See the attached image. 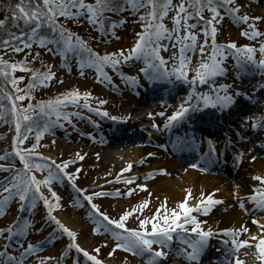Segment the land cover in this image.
Here are the masks:
<instances>
[{"label": "snow or ice", "instance_id": "1", "mask_svg": "<svg viewBox=\"0 0 264 264\" xmlns=\"http://www.w3.org/2000/svg\"><path fill=\"white\" fill-rule=\"evenodd\" d=\"M0 7L4 8V15L0 18V47L19 53L24 49H31L34 44H38L41 48H47L49 45H54V51L65 56L68 52L79 51L81 55L88 53L87 59H81L80 68L85 67L95 68L99 76L110 81V77L104 71L105 66L116 68L121 62H128L133 58L140 59L143 57L146 69H141L151 80H159L164 77L175 76L177 80H183L191 85V91L184 101L180 103L177 110L167 115L165 128L173 127L177 122L184 120L189 112H195L201 107H211L220 111L229 109L235 102V97L242 94L239 91L230 90L231 86L227 84H216L215 77L223 75L225 69L221 66L222 59L225 57L226 49H234V59L236 67L247 70L253 67L264 72V42L260 43L257 57V48L249 45L237 47L234 42L227 45H218L216 43V33L218 31L215 26L223 19V15L230 16L234 22L247 24L249 20H260V17H250L247 14H239L240 6L236 4V0H178L174 4L173 0H0ZM191 9V10H190ZM143 10V11H141ZM223 10V13L221 12ZM129 12L131 15L138 17L142 24L143 30L137 33V40L133 47L127 53L120 50L115 53L100 54L94 52L80 36L72 33L65 27L61 18L64 20L78 21L80 18L86 19L89 23L99 27L103 33L105 31V22L110 18L105 16V13L120 14ZM174 14L171 17L173 27L169 29L163 20L168 16L169 12ZM207 11L211 15L205 18L204 12ZM190 20L197 21L189 23ZM202 22V23H201ZM115 27V23H112ZM199 28L205 37L198 44V36L193 29ZM251 31H243L241 34L249 39H256L262 34L256 29L255 24H248ZM15 29V30H14ZM183 30V34L182 33ZM211 36L209 41L208 37ZM174 40L173 47L178 50L174 52L170 59L174 62L171 70L167 68V61L160 55L161 49L167 50V47L161 43L162 40ZM210 46L211 51L208 53L206 61L199 63L195 69L194 75L188 77L189 59L185 53L191 49L195 51L197 48L203 57L206 48ZM220 57V59H218ZM178 61V65H176ZM27 61L21 63H9L0 57V77L4 78L0 82V93L2 99L9 102L8 106L0 103V120L10 113L15 121L16 144L13 145L11 153H5L0 156V160L8 161V167L0 165V170L9 172L10 175L0 181V214H3L4 205L10 200L18 198L21 203L19 210H24L23 202H31L34 208L37 199L42 200L46 209L48 220L56 225V227L66 234L71 243L68 249H75L76 252L82 253L91 264H103V261L92 255L88 250L81 247L77 242V233L70 227L64 224L56 215L54 210L60 208L59 203H51L49 197L45 195L42 188H47L51 196L55 200L60 198L52 191L51 184L53 181H62L64 178L72 184V187L90 204L97 225L95 231L99 232L103 229L105 233L111 235L116 241L115 248L122 249L125 252H130L134 256L144 258V264H164L169 257L170 252L175 247L174 256H182L188 264H198L203 252L207 248L210 238L215 234L211 227L205 229L202 227V222L194 212H202L207 215L213 206L221 204L222 201L214 198V193L207 195L201 193V199L197 205L189 206L187 201L192 198L191 192H186L185 199L179 202L176 207L168 209L166 201L161 203L156 211L151 216L137 215L147 205V201L137 205L131 210L124 211L118 219L109 217L105 212L101 211L99 206L93 203V197L110 196L112 193L93 192L91 195L85 193V190L79 189L75 184L76 176L65 172L69 163H75V160L57 163L50 157L43 156L42 153L36 151L39 147L41 136L48 131L52 123H57L62 117L65 120L69 119L67 114L62 116L60 111L62 106H65L66 101H71L77 104L82 98L84 107L90 111H96L97 114L109 117L108 112H101L99 109H92L88 100L91 93H81L78 90L67 92L63 98H57L47 102H39L35 106L29 103L27 106L18 104L17 102L31 100V91L38 86L45 85L46 81H50L54 77V73L45 66L46 70L41 72L39 69L28 68ZM17 69L20 71L31 72L29 83L25 89L17 86L19 80L23 77L12 76L11 73ZM123 77V73H121ZM132 83H136L135 77H129ZM197 82L200 85H213L211 94L199 93L196 91ZM5 84H11L13 91H5ZM264 89V85H261ZM22 93V94H21ZM100 104L106 103L104 100L99 101ZM44 116L55 114L57 121L46 124L42 129L36 131L35 140L31 148H20L18 145L24 143L28 139L26 133L33 132V115L35 110ZM151 115V114H150ZM160 116H165L164 112L159 113ZM112 120H117L116 116L109 117ZM29 122L25 125L22 133V123ZM245 126H250L257 131H264V120L245 121ZM159 130L157 125H153ZM195 143V138L188 141H180L179 144L191 145ZM176 145V146H179ZM264 146V145H262ZM209 153L215 152V147L211 140L208 141ZM83 159V156H79ZM149 155H152L151 153ZM18 157L22 163V169H17L11 165L10 157ZM34 157H38L45 163L36 162ZM240 156L238 154L237 159ZM255 159V157H253ZM50 161V162H48ZM131 164L128 169H131ZM196 167V165H193ZM79 171V170H77ZM124 171V170H122ZM36 173H46L43 178H38ZM150 175V174H149ZM148 178V177H146ZM134 177L123 181L126 184L134 182ZM260 185L264 186V175H256L253 177ZM139 188H146V185H138ZM131 189L127 193L117 191L116 196L130 195ZM6 194V195H4ZM247 199L251 202L253 208L251 211H259L264 213V187L254 189ZM239 207L244 211H250L245 207V202L238 198ZM201 205L203 207H201ZM90 215H92L90 213ZM132 217L136 221V227H128L127 221ZM253 223L258 221L253 220ZM261 229H264V224H259ZM31 228V222L27 219L14 221L8 226L7 232L0 229V264H26L28 256L33 255L36 251V246L28 244L26 247L21 245L22 251L18 250V254L14 255L10 251L14 240L24 236ZM248 229L241 226L239 229H223L225 235L232 237L233 248L228 251V255H234L235 249L242 245H248V241H238L236 237L240 232H247ZM189 234H194L190 236ZM253 241L258 240L254 245L257 252L256 259L260 264H264V233L259 237L252 236ZM225 244L228 241H224ZM99 252V248L93 250ZM111 255V253H110ZM51 258H43L39 264H45V261ZM59 264V261H57ZM74 264H80L78 259L74 260ZM223 264H229L224 261ZM235 264H242L236 260Z\"/></svg>", "mask_w": 264, "mask_h": 264}, {"label": "rangeland", "instance_id": "2", "mask_svg": "<svg viewBox=\"0 0 264 264\" xmlns=\"http://www.w3.org/2000/svg\"><path fill=\"white\" fill-rule=\"evenodd\" d=\"M264 1V0H263ZM87 2H92V0H87ZM258 0H245L243 2L244 11L250 12L255 17H260L261 19L259 21L261 25L264 24V5H259ZM174 4L178 3V0H174ZM174 13L171 12L170 17L168 18L167 27L171 29L173 27L171 17ZM127 18V24L124 25L123 29L120 33H118L115 36H111L109 40L103 41V44L101 49L107 50L109 48H113L114 52H119L120 50H124L125 53L133 47V43L135 40V28L138 24V17L135 15H131L129 12L126 14ZM83 19V22L86 25L92 26L91 23H89L86 19ZM239 25V24H238ZM218 29L216 33L217 40L224 43H230V42H237V43H243L244 40L247 42L249 38L245 37L241 33L243 31H248V28H239V26H235L232 24L231 21L228 20V18L223 15V19L215 25ZM93 27V26H92ZM264 28V27H263ZM262 28V29H263ZM94 29V28H92ZM192 31L196 32L199 41L202 42L204 40L203 33L200 31V29L196 28ZM183 34V30L182 33ZM209 41L211 40L210 37H208ZM247 39V40H246ZM264 41L259 40L256 42V48L259 47L260 43ZM175 43L174 40H163V45L167 47V50H164L163 56L170 59L172 54L174 52H177V48L173 47V44ZM210 47V46H209ZM209 47L206 48L205 54L202 57L199 49L197 48L193 54L190 56H187L189 59V66L194 67V70L198 67L199 63L204 62L208 58L209 53ZM138 64H141V61L133 58L132 60L125 63L124 70L130 73L137 72ZM193 70V71H194ZM69 75H65V84L63 85L64 92L67 90H71L74 88L82 89L83 91H89L91 87H93L94 83H96L95 78L90 73H84V72H78L76 70H73L72 72L68 73ZM98 93L101 97H109L111 95L108 92V89L106 87H99L97 90H91L89 93L96 94ZM90 99V98H89ZM132 99V96L123 95L121 97V101H118L116 99L110 100L109 103L111 104L109 108L112 110L114 114H117L116 116L122 117L126 113H128V109L134 107V103L128 101ZM129 104V105H128ZM128 105V106H127ZM165 118L167 115H169L170 111H165ZM149 121H153L152 118H148L143 123L146 126H149ZM156 125L162 126L165 122H162L160 119H155ZM11 137H13L11 135ZM164 137V136H163ZM156 139H160L156 136ZM76 141V142H75ZM74 142V143H71ZM54 143V144H53ZM53 143H50V152L47 153V155L54 159L55 157H59V155L63 156V158L68 156H74L77 152V154L83 155L84 162L80 164L81 167H84L83 169V175H82V182L85 184L89 183H98L96 186L103 187L105 186L109 180L113 178H121L125 177V175L132 176L135 175L134 167L136 165H133V162H128L125 158V160H122V158L119 157V153L124 152H131L130 150H134L136 147L126 148L125 149H119L115 147H101L96 148L93 145H89L86 142L74 140V141H66L63 139H57V141H54ZM141 149V148H139ZM151 148H146L145 153L143 154L144 159L142 164L140 165L139 169H143L145 167L153 169V163L148 162L147 156H150L149 154L152 152L149 150ZM110 151L112 154L116 155L113 157L112 155H106V152ZM120 151V152H119ZM63 153V154H62ZM152 154V153H151ZM147 161V162H145ZM261 162V161H258ZM256 162L255 164H257ZM262 163V162H261ZM131 164V169H128V165ZM248 165V164H246ZM247 168L250 169V165L247 166ZM158 169H164V168H158ZM124 170V171H122ZM128 170L129 173H126ZM177 170V169H176ZM174 170V171H176ZM185 171L180 170V172L175 175L173 174V171H171L172 175L171 178H166L167 180L172 179L173 181L179 180L180 176L184 174ZM256 173V172H255ZM136 176V175H135ZM201 180V178H200ZM137 181V180H136ZM138 185H146V188L142 189L139 188ZM136 193L130 198L125 199L123 197H118L114 199H107L104 198L100 200L101 206L106 210L111 216H116L118 219L119 216L126 210H129L130 207H132L137 201L146 200L149 204V208L146 212L149 213L151 216L157 209V207L163 203L162 199L160 197H157L154 193V191L151 190L150 183L142 184L139 181H137L136 185ZM125 188V187H124ZM57 196L60 198L58 201L55 200L57 203L60 204L59 210L56 211V216L63 222L60 216L67 217L70 221H72L77 227V230L75 231L77 233V242L81 245V247L85 248L86 250L90 251L94 247H99L101 251L103 252V256L106 258L112 257V260H110L107 264H141L138 262V260H135L134 258L125 255L124 251L122 249H114V244H111L108 242V245L106 242H104L102 239H99L93 234V231L91 229V224L89 222V219H87L86 215L82 210H79L75 207L74 203L71 200V196L69 195L68 189H63L61 192L57 193ZM239 197V196H234ZM233 198V197H232ZM231 199V198H228ZM238 201V198H236ZM168 209H172L171 206H168ZM42 206L38 205V208L36 209L33 219L34 223L41 224L42 221L46 218V215L43 213ZM63 208V209H61ZM2 223V222H1ZM7 222L2 223L7 224ZM64 223V222H63ZM65 224V223H64ZM127 225L132 227L133 225H136L135 219L132 217L129 218L127 221ZM38 232H40V227L37 229ZM91 233V234H90ZM70 240L67 235H59V240L63 239ZM2 243V241H0ZM60 241L57 242V244L48 252L49 255H55L58 252H60ZM111 253V255H110ZM48 257V256H46Z\"/></svg>", "mask_w": 264, "mask_h": 264}, {"label": "bare ground", "instance_id": "3", "mask_svg": "<svg viewBox=\"0 0 264 264\" xmlns=\"http://www.w3.org/2000/svg\"><path fill=\"white\" fill-rule=\"evenodd\" d=\"M243 75L249 79V82L252 83V89L255 90V93L250 100L243 101L249 106V108H242L241 106H238L232 109L228 114L224 115L223 119L229 121L236 120L235 116H237L241 110H244L249 113L253 121L264 120V89L261 88V85H264V80L261 79L260 76H249L248 78L247 72L243 73ZM182 94L183 89L176 91L173 102L181 103L184 101V96ZM142 97H144V95L134 96L133 101L137 102V100L142 99ZM137 106L138 104H135L134 107L128 109V113L125 114L131 119V124L142 123V120H140L141 114L139 113L140 108ZM244 131L245 132L241 136L237 137V141L249 144L251 150L247 151V154L250 156L252 155V148L255 146V142L264 139V135H261L257 130L249 131L246 129ZM172 137L173 136H170V139H172ZM211 141L213 142L215 150H217V141ZM230 148L236 149V146L231 145ZM230 151L236 152V150ZM144 153L145 149H135L131 152H124L122 154L119 153V157L122 158V160H125L126 158L128 162H133V164L136 165L134 167V174L141 176V178H145L148 172H153L158 168H166L171 172L179 167V164H176L173 160L170 161V159L173 158V155L169 152V150L161 149L160 152L152 154L149 158V161L153 163V169L147 167L139 169V166L142 162H144ZM106 155L113 156L114 154L107 151ZM115 156L116 155L113 157ZM217 160L218 162H230V158H228L227 155L224 156V161H220L219 159ZM231 161L233 162V160ZM179 162L184 163L185 160H180ZM199 164H201L199 161L195 162L193 165H196V167L191 165L189 170L184 172V174L180 176V179L176 181H173L172 179L167 180L166 178H171L168 173H164L162 176L153 178V181L150 184L151 190L154 191L157 197L162 199V202L166 201L167 205L172 208L176 207L179 202L185 199L186 192L190 191L192 194V198H189L187 201L190 207L197 205L198 201L201 199V193L205 195L214 193V198L221 200L222 203L213 206L207 215H204L202 212H194L193 215H195L200 221L206 222L202 223V227L205 229L211 227L214 233H217L220 236H228L222 232L223 229H234L236 227L241 228L240 224H242L244 220L250 216L251 219L246 226L248 231L240 232V234L236 237L238 241L247 240L248 245H242V248L238 250L237 256L227 254L225 256V261H228L229 264H235L236 260L241 261L242 264H252V259L257 256L254 245L258 243V240L253 241L251 237H259L262 233H264V229L259 227V224H264V213L251 211L253 206L249 208L250 211L245 212L236 203L232 202L233 199L230 200L228 198L236 195H241L243 198L248 197L253 193L254 189L264 187L260 185L258 181L253 179L256 175H264V163L258 162L257 164H250V169L247 168L248 165H246V163H242L234 166L232 173L211 165V167H206V169H208V175L196 172ZM255 172L258 173L255 175ZM248 202V199H246L247 204ZM201 207L203 206L201 205ZM60 217L73 231L77 230L74 223L67 219V217H64L63 215ZM253 220L258 221V223H253ZM212 237L214 238V235ZM213 246L215 248H220L216 243H214ZM251 249H254V251ZM217 253L221 254L222 251L212 253L211 256L216 255ZM209 257L210 256H205L202 258L201 264L204 262L215 263L212 260H209Z\"/></svg>", "mask_w": 264, "mask_h": 264}, {"label": "trees", "instance_id": "4", "mask_svg": "<svg viewBox=\"0 0 264 264\" xmlns=\"http://www.w3.org/2000/svg\"><path fill=\"white\" fill-rule=\"evenodd\" d=\"M107 14H109L108 17L117 15V14H113V13H107ZM3 15H4V8L0 7V18H2ZM61 20L63 21L66 28H68L72 33L80 36L83 40H85L87 42L88 46L94 52L98 53L95 50L97 48L96 43L90 37V35L88 34V31L78 30L76 28V26L71 25L69 20H64V18H61ZM52 48L54 49L55 46L53 45ZM41 49L42 48L38 44H34L30 50L24 49L23 51L16 53V52H13L11 50L4 49V48L0 47V57H3L4 60L9 61V63L24 64V62L27 61L28 63L26 66L28 68L39 69L41 72H44L46 70L45 66H47L54 73L53 79H51L50 81H46L45 85L38 86L31 91V96L33 97V99H31V100L26 99L25 101L17 102L18 104H22L24 106H27L29 103H31L32 105L35 106L36 104H38L41 101L47 102L50 100H55L57 98L62 99L63 96L67 92L77 89V88H74V89L67 90L64 92L63 85L61 83V79H58V76H57L60 73L54 72V70H53L54 66L52 64H50V61H52V60H49L48 58H46L44 56V54L42 53ZM54 52H57V51H54ZM83 54H85V53H83ZM86 54L88 55V53H86ZM11 75L15 76V77H23V80L18 81L17 86L21 89H25V86L29 83V80H30L32 73L30 71L25 72V71H20L19 69H17L15 72L11 73ZM3 81H4V78L0 77V82H3ZM5 91H13L11 84H5ZM0 103L5 104L6 106H8V104H9V102L7 100L2 99V93H0ZM78 103H79V101H78ZM77 104H72L71 101H66L65 106H62L60 109L62 115H64L69 108L74 107ZM54 115L55 114L53 113L49 116H54ZM43 117H45V116L40 114L39 110L36 109L35 114L33 115V120H32L34 130L31 133H26L28 136V139L25 140L23 144L18 145V147L30 148L32 146V144L36 141L35 140L36 131H37V128L40 127L41 118H43ZM28 123L29 122L22 123V133H23V129H24L25 125ZM0 130H3V131H0V149L3 148L6 151H8L9 153H11L10 150L13 151L12 146L14 145L15 140L10 139L9 135L13 131H15V121H14V118L11 116L10 113L5 117V119L0 120ZM18 160H19L18 157L13 156L11 159V162L17 166ZM0 165H4L5 167H7V166H9V163L6 160H0Z\"/></svg>", "mask_w": 264, "mask_h": 264}]
</instances>
